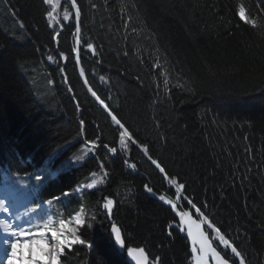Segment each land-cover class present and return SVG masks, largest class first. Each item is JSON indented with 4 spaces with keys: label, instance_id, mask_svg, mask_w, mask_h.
Returning <instances> with one entry per match:
<instances>
[{
    "label": "trees",
    "instance_id": "obj_1",
    "mask_svg": "<svg viewBox=\"0 0 264 264\" xmlns=\"http://www.w3.org/2000/svg\"><path fill=\"white\" fill-rule=\"evenodd\" d=\"M241 5L255 26L240 19ZM77 6L79 64L71 0H60L56 10L61 31L49 26L43 0H0V182L24 196L25 209L34 207L35 188L46 204L60 197L47 204L54 217L67 219L81 205L96 216L91 228L80 229L93 246L75 245L62 264H129L126 251L112 250L105 197L116 202L113 219L126 246H143L161 264H193L178 230L167 235L179 217L159 196L175 200V186L144 154L145 145L247 264H264V0H77ZM89 86L136 144L121 149V129ZM85 145L93 153L77 165L70 156L80 158ZM93 173L103 185L77 192ZM178 210L197 216L183 199Z\"/></svg>",
    "mask_w": 264,
    "mask_h": 264
},
{
    "label": "snow or ice",
    "instance_id": "obj_2",
    "mask_svg": "<svg viewBox=\"0 0 264 264\" xmlns=\"http://www.w3.org/2000/svg\"><path fill=\"white\" fill-rule=\"evenodd\" d=\"M43 2L52 6L51 10L46 13L49 26L51 27L59 24L60 20L56 15V10L60 7V0H43ZM71 7L75 9V19L77 21L75 28L77 47L73 48L72 51L75 53L76 63L79 64V45L81 42L79 20L81 11L77 6V0H71ZM245 13V7L241 5L238 10L240 19L245 23L255 26L256 22L249 19ZM69 18V11L65 8L63 20L67 21ZM127 23L128 21L125 22L126 26ZM22 26L21 23V27ZM56 36L58 37L59 33H56ZM87 49L91 50L93 54L96 53V49L92 43H87ZM59 56L62 59H67L64 53H59ZM47 59L52 61L53 56L49 55ZM157 67H159L158 62L153 64V68ZM61 72H64L63 68H61ZM80 75L82 77L85 76L83 68L80 69ZM100 79L103 80L104 77H101ZM49 83H51V81H49ZM84 83H88L87 79H85ZM164 83L167 84V80H165ZM69 91L71 92L72 89L69 88ZM88 91L108 112L114 124L121 129L119 133L121 149L126 148L128 142L136 144L137 141L134 139L133 134L121 119L113 114L109 109L108 104L101 99V97L90 86ZM77 107H79L78 103ZM81 125H83V121H81ZM89 143L96 145V141H89ZM105 147H107V145H105ZM140 147L155 168L163 174V177L167 180L168 184L170 186H175V200L167 198L165 195L159 196V200L170 205L171 210L175 211L176 216L179 217L178 221L174 219L173 222L167 226V235L171 237L173 229H178L181 233L186 232V239L190 241V252L193 264H234L232 258H238V264H247V258L242 251L238 250L233 242L226 238V235L221 232L220 227H217L216 224L213 223L203 211H201V207H197L191 199L184 195L183 190L185 189V185L180 183L178 179L170 177L162 164L148 155L147 146L140 145ZM110 151L114 154L117 152V149L113 147ZM80 159H83V157H80ZM125 163L128 162L125 161ZM101 167H103L102 164ZM130 167L135 169L136 165L131 164ZM52 175L54 177L55 173ZM92 175L95 176L96 173H93ZM36 179L39 180L40 177L37 176ZM98 183H103V180L93 179L91 183L86 185V187L92 189ZM145 188L149 193L153 191V189L147 185H145ZM69 195L70 193L68 192L62 193L63 197ZM59 199L60 197H53L47 201V204L51 206L54 201ZM182 199L186 200L191 208L195 210V213L197 214L196 218L193 217V214L190 211L178 210V206ZM115 203L116 202L112 198L105 197L102 204V207L105 210V215L110 221L108 238L112 241L113 252L119 254L120 252L126 251L127 257H129L134 264H161V258L156 256L154 260L150 259L149 253L143 246H126L123 230L113 219V208ZM10 207L11 205H8L7 197L5 199H0V212L11 214ZM39 207L40 205H36V207L33 208H26L23 213L17 214L15 216L16 221H21L22 217H28V219L24 220L18 228H14L13 224L7 220H0V229H2L8 237H11V239L5 238L2 240V243L7 246L4 250L3 264H62V258L70 254L75 245H85L89 248L93 246V242L82 238L80 229L85 226L91 228L93 225L89 221H96V216H86L83 205H81L79 211L71 214L67 219H64L63 214L61 213L59 217L47 215L46 218H41L42 222L33 223L29 214L35 213ZM203 207H206V205ZM209 230L213 234L212 238H210ZM214 240L218 241V244L215 246L213 242ZM218 248H221V250H218ZM229 249L231 257H227V250ZM222 251H224L225 254L222 255Z\"/></svg>",
    "mask_w": 264,
    "mask_h": 264
},
{
    "label": "rangeland",
    "instance_id": "obj_3",
    "mask_svg": "<svg viewBox=\"0 0 264 264\" xmlns=\"http://www.w3.org/2000/svg\"><path fill=\"white\" fill-rule=\"evenodd\" d=\"M50 6V10H51V5H49ZM56 26H58V30H60L61 31V24L59 23V24H56ZM68 147V145H65L64 146V149H66ZM110 154H113L110 150H107ZM92 153H93V146H84V148L82 149V151H80V154L78 155V156H81V157H83V159H86L87 157H89L90 155H92ZM73 154L70 156L71 157V159L70 160H74V161H78V162H80V161H82L83 159H80V158H77L75 155L73 156ZM80 159V160H79ZM77 162V163H78ZM77 165H80V163L79 164H77ZM93 179H96V180H101L102 179V176L101 175H95V176H93V175H91V176H89V178L88 179H86L84 182H82L81 183V187L83 188V189H85V190H93V189H95V188H97V187H101L102 185H103V183H98L94 188H92V189H88L87 187H86V185L88 184V183H91V181L93 180ZM3 192V193H2ZM4 194V199L7 197V200H8V202L9 203H11V205L13 204L14 205V208H15V211L12 213L13 215H14V217L17 215V214H20V213H23L24 211H25V209H23L22 207L20 208V205H18L17 206V208H16V203L15 202H13V200L8 196V194H5V192L3 191V188H0V199H2V195ZM12 205V206H13ZM175 212V211H174ZM24 221V218L22 217V219H21V221H16V223H18L19 224V226H21V224H22V222ZM17 225V224H16ZM17 227H18V225H17Z\"/></svg>",
    "mask_w": 264,
    "mask_h": 264
},
{
    "label": "bare ground",
    "instance_id": "obj_4",
    "mask_svg": "<svg viewBox=\"0 0 264 264\" xmlns=\"http://www.w3.org/2000/svg\"><path fill=\"white\" fill-rule=\"evenodd\" d=\"M57 66V65H56ZM185 202L187 203V201L185 200ZM9 205V204H8ZM187 205H189L187 203ZM194 210V209H193ZM12 212V208L10 207V213ZM0 220H7L9 221L10 223L13 224V227L14 228H18L19 225L16 223L15 221V217L13 214H7V213H2L0 212ZM18 227H17V225ZM5 238H8V239H11V237H8L2 229H0V264H3V261H4V250L5 248L7 247L6 245H4L2 243V240L5 239Z\"/></svg>",
    "mask_w": 264,
    "mask_h": 264
},
{
    "label": "water",
    "instance_id": "obj_5",
    "mask_svg": "<svg viewBox=\"0 0 264 264\" xmlns=\"http://www.w3.org/2000/svg\"><path fill=\"white\" fill-rule=\"evenodd\" d=\"M113 211H114V208H113ZM194 217V216H193ZM195 218V217H194ZM107 222L110 224V221L108 220V218H107ZM110 230V229H109ZM180 233V235L182 236V237H184L185 238V240H186V243L188 244V246H189V254H190V260L192 261V259H191V252H190V241H188L187 239H186V232L185 233H181V232H179ZM223 255V254H222ZM126 257H127V255H126ZM127 261H128V263L129 264H134V262L133 261H131V259L129 258V257H127ZM193 262V261H192Z\"/></svg>",
    "mask_w": 264,
    "mask_h": 264
}]
</instances>
